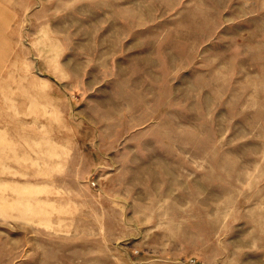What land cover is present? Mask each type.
I'll list each match as a JSON object with an SVG mask.
<instances>
[{"label": "rangeland", "instance_id": "obj_1", "mask_svg": "<svg viewBox=\"0 0 264 264\" xmlns=\"http://www.w3.org/2000/svg\"><path fill=\"white\" fill-rule=\"evenodd\" d=\"M0 264H264V0H0Z\"/></svg>", "mask_w": 264, "mask_h": 264}, {"label": "bare ground", "instance_id": "obj_2", "mask_svg": "<svg viewBox=\"0 0 264 264\" xmlns=\"http://www.w3.org/2000/svg\"><path fill=\"white\" fill-rule=\"evenodd\" d=\"M3 156V155H2Z\"/></svg>", "mask_w": 264, "mask_h": 264}]
</instances>
